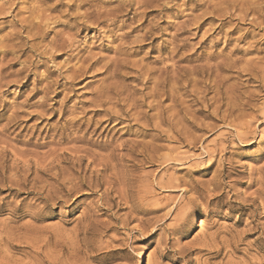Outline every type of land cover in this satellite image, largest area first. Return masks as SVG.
Wrapping results in <instances>:
<instances>
[{
    "label": "rangeland",
    "instance_id": "rangeland-1",
    "mask_svg": "<svg viewBox=\"0 0 264 264\" xmlns=\"http://www.w3.org/2000/svg\"><path fill=\"white\" fill-rule=\"evenodd\" d=\"M0 264H264V0H0Z\"/></svg>",
    "mask_w": 264,
    "mask_h": 264
},
{
    "label": "bare ground",
    "instance_id": "bare-ground-1",
    "mask_svg": "<svg viewBox=\"0 0 264 264\" xmlns=\"http://www.w3.org/2000/svg\"><path fill=\"white\" fill-rule=\"evenodd\" d=\"M156 80H158V79H156ZM156 80H155V81H156ZM172 80H173V78H172ZM174 80H175V79H174ZM155 81H154V82H155ZM164 81H165V80H164ZM180 82H181V81H180ZM193 82H194V81H192L191 83H193ZM145 83H146V82H145ZM157 83H158V82H157ZM188 83H189V80H188ZM152 84H153V83H152ZM155 84H156V83H155ZM158 84H160V82H159ZM158 84H156V86H157ZM164 84H165V83H164ZM173 84H174V83H173ZM174 85H175L174 87H176V86L179 85V84H177V85L174 84ZM152 86H153V85H152ZM156 86H155V88H156ZM153 87H154V86H153ZM170 87H171V86H170ZM172 87H173V86H172ZM181 87H182V86H181ZM117 88H118V87H117ZM155 88H154V89H155ZM165 88H166V87H165ZM158 89L160 90V89H163V88H158ZM177 89H179L178 86H177ZM111 90H112V88H111ZM119 90H120V89H119ZM173 90H174V89H173ZM112 91H113V90H112ZM150 91H151V90H150ZM150 91H149V92H150ZM155 91H156V89H155ZM160 91H161V90H160ZM160 91H159V92H160ZM171 91H172V90H171ZM115 92H117V89H116ZM115 92H114V93H115ZM152 92H153V90H152ZM157 92H158V91H156V94H157ZM159 92H158V93H159ZM166 92H167V91H166ZM142 93H143V92H142ZM150 93H151V92H150ZM162 93H163V92H162ZM173 93H174V92H173ZM118 94H119V93H118ZM163 94H164V93H163ZM170 94H171V93H170ZM170 94H169V95H170ZM152 95H153V94H152ZM157 95H158V94H157ZM157 95H156V96H157ZM164 95H165V94H164ZM108 96H109L108 89L103 90L102 93H101V95H100V97H105L104 100H105V99L107 100V99H108ZM148 96H149V95H148ZM153 96H154V95H153ZM156 96H155V97H156ZM159 96H161V95L159 94ZM117 97H118V96H117ZM145 97H146V96H145ZM151 97H152V96H151ZM155 97H154V98H155ZM157 97H158V96H157ZM162 97H163V96H162ZM166 97H167V96H166ZM166 97H165V98H166ZM172 97H173V95H171L170 98H172ZM109 98H110V97H109ZM124 98H125V97H124ZM142 98H143V97H142ZM163 98H164V97H163ZM168 98H169V97H168ZM168 98H167V99H168ZM177 98H178V97H177ZM121 99H122V98H121ZM139 99H140V97H139ZM144 99H145V98H144ZM161 99H162V98H161ZM173 99H174V98H173ZM100 100H103V99H100ZM131 100H132V99H131ZM152 100H153V99H152ZM152 100L150 99V101L152 102L151 104H153V101H154V100H153V101H152ZM155 100H157V98H156ZM168 100H169V99H168ZM170 100H171V99H170ZM116 101H117V100H116ZM116 101H114V102H116ZM137 101H138V100H137ZM140 101H141V100H140ZM145 101H146V99H145ZM145 101H144V102H145ZM157 101H158V100H157ZM162 101H163V100H162ZM105 102H106V101H105ZM105 102H103V103H105ZM122 102H123V100H122ZM127 102H128V101H126V103H127ZM134 102H135V100H134ZM155 102H156V101H155ZM106 103H107V102H106ZM156 103H157L156 105L159 107L160 104H158V102H156ZM161 103H162V102H161ZM173 103H174V101H173L171 104L174 105L175 103H174V104H173ZM112 104H113V103H112ZM115 104H116V103H115ZM138 104H139V103H138ZM149 104H150V103H149ZM99 105L101 106V104H99ZM103 105H104V104H103ZM107 105H108V104H107ZM124 105H125V104H124ZM124 105H123V107H124ZM126 105H128V103H127ZM145 105H147V102H146ZM172 105H171V107H170V105H169L168 108H166L165 110L169 109V107H170V108H171V111H172V110H173ZM175 105H176V104H175ZM130 106H132V105H130ZM135 106H136V105H133L132 107L135 109ZM147 106H148V105H147ZM153 106H154V108H155V105H153ZM153 106L151 105V107H153ZM127 107H128V106H127ZM160 107H161V106H160ZM160 107H159V109H160ZM176 107H177V105H176ZM179 107H180V106H179ZM130 108H131V107H130ZM141 108H143V107H141ZM164 108H165V107H164ZM177 108H178V107H177ZM177 108H176V109H177ZM134 109H131V110L133 111ZM152 109H153V108H152ZM155 109H156V108H155ZM162 109H163V107H162ZM174 109H175V107H174ZM127 110H128V109H127ZM141 110H142V109H141ZM169 110H170V109H169ZM169 110H167V111H169ZM108 111H109V109H108ZM129 111H130V110H129ZM134 111H135V110H134ZM138 111H139V110H138ZM155 111H156V110H155ZM175 111H176V110H175ZM115 112H116V111H115ZM135 112H136V111H135ZM150 112H151V110H150ZM150 112H149V113H150ZM157 112H158V111H157ZM157 112H156V113H157ZM172 112H173V111H172ZM110 113H111V109H110V111H109V114H110ZM112 113H113V115H114V114H115V115L117 114V113H114V111H113ZM131 113H132V112H131ZM133 113H134V112H133ZM140 113H141V112H140ZM140 113H139V114H140ZM156 113L153 112V115H155ZM164 113H165V112H164ZM124 114H125V113H124ZM129 114H130V113H129ZM129 114H128V115H129ZM150 114H152V113H150ZM178 114H179V113H178ZM111 115H112V114H111ZM131 115H132V114H131ZM160 115H162V114H160ZM160 115H158V116L160 117ZM150 116H151V115H150ZM158 116H157L156 118H159ZM162 116H163V115H162ZM162 116H161V117H162ZM167 116H168V115H167ZM131 117H132V116H131ZM143 117H144V115H143ZM143 117H142V118H143ZM146 117H147V116H146ZM154 117H155V116H154ZM169 117H170V115H169ZM169 117H168V118H169ZM106 118H107V117H106ZM108 118H109V117H108ZM122 118H123V117H122ZM124 118H125V117H124ZM151 118H153V117H151ZM151 118H149V120H151ZM164 118H165V116H164ZM170 118H171V117H170ZM111 119H112V117H111ZM111 119H110V120H111ZM143 119H144V118H143ZM145 119H146V118H145ZM172 119H173V118H172ZM110 120H109V121H110ZM125 120H127V119H125ZM136 120H137V119H136ZM153 120H155V119L153 118ZM164 120H165V119H164ZM166 120H167V119H166ZM168 120H169V119H168ZM168 120H167V121H168ZM102 121H103V120H102ZM114 121H115V120H114ZM114 121H113V122H114ZM128 121H129V120H128ZM130 121H131V120H130ZM160 121H161V119H160ZM160 121H159V122H160ZM116 122H118V121H116ZM141 122H143V121H140V123H141ZM151 122H152V121H151ZM172 122H174V119H173ZM172 122H171V123H172ZM100 123H101V122H100ZM125 123H126V122H125ZM128 123H129V122H128ZM128 123H127V124H128ZM152 123H153V122H152ZM160 123H161V122H160ZM169 123H170V122H169ZM178 123H179V122H178ZM109 124H110V123H109ZM154 124H155V122H154ZM157 124H158V123H157ZM157 124H156V125H157ZM167 124H168V123H167ZM167 124H164V125H167ZM124 125H125V124H124ZM128 125H129V124H128ZM158 125H159V124H158ZM160 125H162V124H160ZM164 125H163V126H164ZM173 125H174V124H173ZM175 125H176V124H175ZM108 126H109V125H108ZM119 126H120V125H119ZM122 126H123V125H122ZM122 126H121V127H122ZM129 126H130V125H129ZM151 126H154V125L151 124ZM104 127H105V126H104ZM114 127H115V126H114ZM132 127H134V126H132ZM149 127H150V124L148 125V128H149ZM157 127H158V126H157ZM169 127H170V126H169ZM169 127H168V128H169ZM122 128H123V127H122ZM161 128H162V127H161ZM161 128H160V129H161ZM173 128H174V127H173ZM110 129H111V128H110ZM153 129H154V128H153ZM170 129H171V128H170ZM170 129H169V130H170ZM174 130H175V129H174ZM152 131H153V130H152ZM156 131H157V130H156ZM172 131H173V130H172ZM132 133H133V132H132ZM147 133H148V132H147ZM147 133H146V134H147ZM137 134H138V133H137ZM156 134H157V132H156ZM135 135H136V134H135ZM138 135H139V134H138ZM159 135H160V134H159ZM177 135H178V134H177ZM147 137H148V136H147ZM154 139H155V138H154ZM151 140H152V139H151ZM152 141H153V140H152ZM137 142H138V141H137ZM137 142H136V143H137ZM142 142H143V141H142ZM142 142H140L141 145H142ZM131 143H132V142H131ZM131 143H130V144H131ZM138 143H139V142H138ZM140 143H139V144H140ZM148 143H149V142H148ZM137 145H138V144H137ZM148 145H149V144H148ZM131 146H132V145H131ZM133 146H135V144H134ZM154 146H155V145H154ZM138 147H140V146L138 145ZM141 147L143 148V146H141ZM148 147H150V145H149ZM122 148H123V147H122ZM130 148H132V147H130ZM159 148H160V147H159ZM159 148H158V149H159ZM156 149H157V148H156ZM130 151H131V150H130ZM132 151H133V150H132ZM156 151H157V150H156ZM158 151H159V150H158ZM138 152H139V151H138ZM143 152H144V151H143ZM148 152H149V151H148ZM150 152H151V151H150ZM139 153H140V152H139ZM157 153H158V152H157ZM110 154H111V153H110ZM155 154H156V153H155ZM155 154H154V155H155ZM111 155H112V154H111ZM154 155H152V156H154ZM107 157H109V156L107 155ZM110 157H111V156H110ZM155 157H157V155H156ZM155 157H154V158H155ZM103 158H105V156H104ZM148 159H149V158H148ZM148 159H147V160H148ZM150 159H151V158H150ZM103 160H104V159H102L101 162H105V164L108 163V162L103 161ZM111 161H112V158H111ZM111 161H109V162H111ZM149 161H150V160H149ZM155 161H156V159H155ZM151 162H153V161H151ZM103 164H104V163H103ZM110 164H111V163H110ZM108 165H109V163H108ZM108 165H107V166H108ZM112 165H113V164H112ZM101 167H102V166H101ZM103 167H104V166H103ZM103 167H102V168H103ZM105 167H106V166H105ZM103 170H104V169H103ZM68 178H69V177H68ZM66 179H67V178H66ZM67 182H68V181H67ZM72 183H73V182H72ZM76 186H77V185H76ZM76 186H75V187H76ZM80 186H82V185H80ZM75 189H76V188H75Z\"/></svg>",
    "mask_w": 264,
    "mask_h": 264
}]
</instances>
